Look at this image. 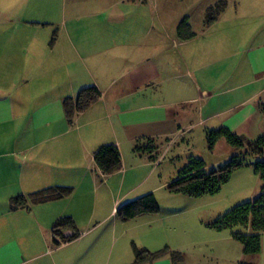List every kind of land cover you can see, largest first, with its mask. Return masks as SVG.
I'll use <instances>...</instances> for the list:
<instances>
[{
  "label": "crops",
  "instance_id": "1",
  "mask_svg": "<svg viewBox=\"0 0 264 264\" xmlns=\"http://www.w3.org/2000/svg\"><path fill=\"white\" fill-rule=\"evenodd\" d=\"M219 1L0 0V264H134L135 248H184L163 223L177 214L124 221L116 212L156 197L162 186L145 181L188 131L264 135V0H224L205 26ZM90 87L100 98L69 123L65 100ZM111 145L122 169L106 176L95 154ZM59 187L73 194L30 199ZM17 197L27 202L12 209ZM64 217L79 237L56 245ZM224 238L215 243L234 240ZM142 264L173 263L165 256Z\"/></svg>",
  "mask_w": 264,
  "mask_h": 264
},
{
  "label": "trees",
  "instance_id": "2",
  "mask_svg": "<svg viewBox=\"0 0 264 264\" xmlns=\"http://www.w3.org/2000/svg\"><path fill=\"white\" fill-rule=\"evenodd\" d=\"M225 7L226 1L224 0L219 1L211 7L207 14L205 26L208 27L213 24ZM186 28V23L182 22L178 28L179 34L182 35L185 33ZM99 98L100 93L98 90L90 87L82 90L75 101L70 98L66 99L64 109L68 122L72 123L76 113L86 111ZM259 108L264 115V103H261ZM222 139H225L239 154L233 156L227 163L218 167H208L204 161L193 159L190 165L180 172L178 178L173 180L167 187V190L171 194L192 198L214 196L221 191L222 186L230 181L231 175L236 170L253 167L261 182L257 196L252 201L238 205L229 212L219 216L217 220L206 226L216 231L230 230L232 238L242 245L244 256L257 257L262 252L264 238V135L253 142L246 143L242 136L232 133L225 127L210 130L206 134L208 148L212 151ZM146 147L147 145L144 147L138 146L135 148V151L138 152ZM252 158L256 159V162H249V159ZM95 162L106 176H111L122 169L120 152L112 145L101 147L95 154ZM72 194V188L59 187L34 194L30 199L34 204H39L69 197ZM26 202V198L17 197L12 199L11 207L12 209H16L19 206H24ZM160 211L161 209L155 195L149 194L132 202L120 205L117 208L116 214L122 220L130 221L142 216H155ZM66 230H73L74 235L70 238H65L63 233ZM53 232L56 245H61L65 241H71L79 237V232L70 217H64L58 220ZM57 238H60V241ZM165 256H169L173 264H183L184 257L182 253L171 251L169 248L155 253L135 248L134 264L154 261Z\"/></svg>",
  "mask_w": 264,
  "mask_h": 264
},
{
  "label": "rangeland",
  "instance_id": "3",
  "mask_svg": "<svg viewBox=\"0 0 264 264\" xmlns=\"http://www.w3.org/2000/svg\"><path fill=\"white\" fill-rule=\"evenodd\" d=\"M258 86L254 85L253 88ZM202 131L201 129H195L193 132L190 130L175 139L165 153L166 148L162 149L163 157L145 181L146 188L162 186L156 192L162 215L166 217L177 214L163 222L171 226L174 232L170 240L183 242L184 248L177 252L182 255L185 253L190 261L188 264H264V240L259 256H244L243 247L236 240L215 243L220 239L225 240L224 237L231 234L230 230L216 231L206 226L217 220L219 216L238 205L252 201L257 196L261 182L253 167L236 170L231 175L230 181L214 196L192 198L171 194L167 190V187L178 178L180 172L190 165L193 159L204 161L208 167H218L239 154L225 139L220 140L213 151L210 150ZM242 137L246 143L253 142L245 136ZM146 157V152H143L141 158ZM249 162L254 163L256 159H249ZM145 164H152V161L148 160ZM149 170L150 168L144 166L136 170L133 175L139 179ZM219 248L228 249V251L219 252Z\"/></svg>",
  "mask_w": 264,
  "mask_h": 264
},
{
  "label": "built area",
  "instance_id": "4",
  "mask_svg": "<svg viewBox=\"0 0 264 264\" xmlns=\"http://www.w3.org/2000/svg\"><path fill=\"white\" fill-rule=\"evenodd\" d=\"M54 238H55V236H54ZM58 240L60 241V238Z\"/></svg>",
  "mask_w": 264,
  "mask_h": 264
}]
</instances>
